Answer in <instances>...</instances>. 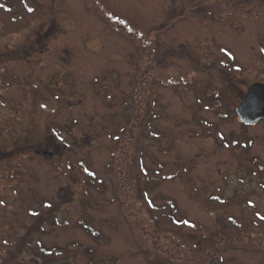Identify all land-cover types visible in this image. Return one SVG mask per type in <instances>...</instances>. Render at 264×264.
<instances>
[{
	"label": "rangeland",
	"instance_id": "374dc122",
	"mask_svg": "<svg viewBox=\"0 0 264 264\" xmlns=\"http://www.w3.org/2000/svg\"><path fill=\"white\" fill-rule=\"evenodd\" d=\"M255 83L264 0H0V264H264Z\"/></svg>",
	"mask_w": 264,
	"mask_h": 264
},
{
	"label": "water",
	"instance_id": "95a60500",
	"mask_svg": "<svg viewBox=\"0 0 264 264\" xmlns=\"http://www.w3.org/2000/svg\"><path fill=\"white\" fill-rule=\"evenodd\" d=\"M240 119L249 125L256 124L264 118V84L255 83L251 85L245 95L243 102L237 107ZM49 157L50 154H45Z\"/></svg>",
	"mask_w": 264,
	"mask_h": 264
},
{
	"label": "snow or ice",
	"instance_id": "6c2138e0",
	"mask_svg": "<svg viewBox=\"0 0 264 264\" xmlns=\"http://www.w3.org/2000/svg\"><path fill=\"white\" fill-rule=\"evenodd\" d=\"M45 207H46V208H51L52 205H51V204H48V205H45ZM31 215H32V216H39L40 214L37 213V212H33V213H31Z\"/></svg>",
	"mask_w": 264,
	"mask_h": 264
}]
</instances>
